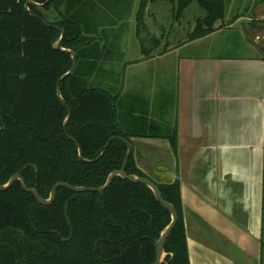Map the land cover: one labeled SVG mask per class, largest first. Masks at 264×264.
Returning a JSON list of instances; mask_svg holds the SVG:
<instances>
[{
    "label": "trees",
    "instance_id": "16d2710c",
    "mask_svg": "<svg viewBox=\"0 0 264 264\" xmlns=\"http://www.w3.org/2000/svg\"><path fill=\"white\" fill-rule=\"evenodd\" d=\"M30 1L48 0H0V183L20 174L44 199L60 182L104 187L123 167L128 147L121 138L130 143L132 138L120 125L118 96L92 77L94 47L107 25L97 8L107 0H51L27 10ZM155 1L170 2L176 18L198 3L207 16L190 40L224 28L213 25L224 20L226 0H142L139 36L147 5ZM57 28L65 32L63 49L76 57L73 73L62 82L73 58L55 48L62 36ZM171 141L176 147V135ZM126 171L148 178L133 153ZM154 183L179 215L164 264H190L181 183L178 178ZM171 222L149 187L119 176L101 193L59 188L50 206L41 205L17 181L0 192V264H154L157 242Z\"/></svg>",
    "mask_w": 264,
    "mask_h": 264
},
{
    "label": "crops",
    "instance_id": "0c3cea01",
    "mask_svg": "<svg viewBox=\"0 0 264 264\" xmlns=\"http://www.w3.org/2000/svg\"><path fill=\"white\" fill-rule=\"evenodd\" d=\"M130 4L99 1L97 16L107 25L94 47L92 77L118 96L137 167L159 184L179 179L190 264H264L263 55L235 19L175 45L172 36L165 43L137 31L141 56L128 60L122 20L135 11ZM246 44L254 55L244 54Z\"/></svg>",
    "mask_w": 264,
    "mask_h": 264
},
{
    "label": "rangeland",
    "instance_id": "374dc122",
    "mask_svg": "<svg viewBox=\"0 0 264 264\" xmlns=\"http://www.w3.org/2000/svg\"><path fill=\"white\" fill-rule=\"evenodd\" d=\"M126 2L131 3L130 5H134V13L132 15V8L129 14H124L125 12H121L120 14H124L123 22L127 21V26L129 28V33L126 35V42L124 46L130 47L129 54H126L125 57L128 60L139 59L141 56V47L140 42L137 43L133 40L134 35H137V25H138V13L140 10V5L142 0H125ZM109 0L105 2L108 4ZM163 7H167L163 9L161 13V5ZM149 7L147 13L150 15L149 21L153 20L149 25L147 23V13L145 11V15L143 17V25L141 26V37L144 39L150 40L149 37L158 38L163 36L165 37V43L168 41V37L172 36L171 45H175L178 41L183 42L186 41L194 36L195 31H198L200 27L199 24H202V21L206 18L207 14L200 8L198 3L194 1L192 5L182 14V16L176 19L173 12V5L170 2H161L155 1L151 5H147ZM225 17L224 20L218 21L213 25V28H218L219 26L225 27L227 26L232 20L240 19V23L236 26L238 32L245 35V41L247 44L250 42L253 44L255 43L258 47L255 48L259 52V54L264 56V0H226V7H225ZM147 10V9H146ZM172 10V11H171ZM120 14L116 17L119 18ZM47 16V13L45 12ZM130 16H132L130 18ZM130 18V19H129ZM155 20V22H154ZM156 24V25H155ZM161 26L158 28L157 26ZM159 31V34L156 35L155 32ZM153 32V34L151 33ZM131 38H130V36ZM130 38L134 41L136 45H130ZM181 40V41H180ZM246 49V53L248 55H254L256 52L249 47ZM254 46V45H253ZM135 48H138L134 50ZM134 56H133V55ZM136 54V55H135ZM166 257V254H165ZM165 261V258H164Z\"/></svg>",
    "mask_w": 264,
    "mask_h": 264
},
{
    "label": "water",
    "instance_id": "95a60500",
    "mask_svg": "<svg viewBox=\"0 0 264 264\" xmlns=\"http://www.w3.org/2000/svg\"><path fill=\"white\" fill-rule=\"evenodd\" d=\"M51 0H48L47 3L45 4H36L34 2H28L26 3V9L29 10V7L30 5H37V6H45L46 4L50 3ZM58 30H60V32L62 33V36L60 38V40L57 42V44L55 45V48L57 50H60V51H64V52H67V53H70L72 55V58H73V65H72V68L71 70L64 76L60 79V82H62L67 76H69L70 74L73 73L74 69H75V66H76V57H75V54L73 51H70V50H66V49H63L62 47V43H63V39H64V36H65V32L63 29L61 28H57ZM60 95V93H59ZM63 104L66 105V103L62 100ZM71 116H72V113H71V110L69 109V115H68V118L65 122V128L67 126V124L69 123L70 119H71ZM113 140L110 139V141L108 142L102 156L105 154L106 150L108 149L111 141ZM121 140L127 145L128 147V152L126 154V157H125V160H124V163H123V167L121 170L119 171H114L108 178V181L106 183V185L104 187H101V188H91V187H74L68 183H64V182H60V183H57L52 191H51V196L49 199H44L40 196V194L38 193V190L37 188H33V189H29L26 185V182L24 180V178L20 175V174H16L14 175L8 184L6 185H2L0 183V192H6L8 190H10L13 185L17 182V181H21L22 185H23V189L31 194H33L35 196V198L37 199V201L41 204V205H44V206H50L54 203L55 199H56V196H57V191L59 188H62V187H65V188H68L76 193H82V192H87V191H90V192H104L112 183L113 181L115 180L116 177H121L125 180H128V181H131L133 183H139V184H143L147 187H149L155 197H156V200L165 208L167 209L170 214H171V217H172V222L171 224L164 230V232L162 233L161 235V238L160 240L157 242V259L155 261L154 264H164V258H165V246H166V242L169 238V236L171 235L174 227L176 226L178 220H179V215H178V211L176 210V208L170 204L168 201H166L159 189V187L150 179L146 178V177H138V176H135V175H129L127 174V166H128V163H129V159H130V156L132 154V144L125 140L124 138H121ZM79 151H80V155L82 156V151H81V148L79 146Z\"/></svg>",
    "mask_w": 264,
    "mask_h": 264
}]
</instances>
